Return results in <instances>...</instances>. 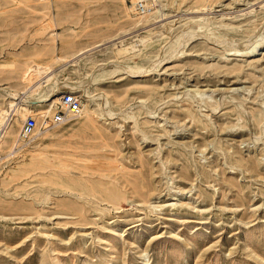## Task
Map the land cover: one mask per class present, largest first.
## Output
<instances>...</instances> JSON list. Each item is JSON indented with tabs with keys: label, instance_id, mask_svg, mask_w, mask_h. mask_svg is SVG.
Segmentation results:
<instances>
[{
	"label": "rangeland",
	"instance_id": "374dc122",
	"mask_svg": "<svg viewBox=\"0 0 264 264\" xmlns=\"http://www.w3.org/2000/svg\"><path fill=\"white\" fill-rule=\"evenodd\" d=\"M263 44L264 0H0V264H264Z\"/></svg>",
	"mask_w": 264,
	"mask_h": 264
},
{
	"label": "built area",
	"instance_id": "2783aa9c",
	"mask_svg": "<svg viewBox=\"0 0 264 264\" xmlns=\"http://www.w3.org/2000/svg\"><path fill=\"white\" fill-rule=\"evenodd\" d=\"M138 10L145 13L147 8L144 4L140 3L138 6ZM60 107H57V110L51 116L42 117L40 119V123H38L37 117L35 115H29L20 131V141L17 150L21 148L20 144H25L29 142L37 133V130L40 129H48L55 125H60L66 123L69 118L77 117L82 110V101L81 99L74 93H64L61 96V100L59 103Z\"/></svg>",
	"mask_w": 264,
	"mask_h": 264
},
{
	"label": "bare ground",
	"instance_id": "6f19581e",
	"mask_svg": "<svg viewBox=\"0 0 264 264\" xmlns=\"http://www.w3.org/2000/svg\"><path fill=\"white\" fill-rule=\"evenodd\" d=\"M138 6V5H137ZM147 8V7H146ZM135 9V8H134ZM137 9V8H136ZM146 13V12H145ZM145 18V17H144ZM141 22H143V20L141 21ZM191 35V34H190ZM141 42V40H136V41H134L133 43H131L129 46L132 48V49H134V50H136L137 49V47H138V44ZM264 45V44H263ZM248 51L246 52V53H244L243 54V58H252L254 55H255V52H256V47H250L249 49H247ZM241 55H238L237 57H240ZM109 63V62H108ZM111 63V62H110ZM112 64V63H111ZM111 64H109L110 66H111ZM109 65L108 64H103V65H100L99 66V68H98V70H100V71H103L104 69H106V68H108L109 67ZM115 65V64H114ZM116 66H118V65H116ZM120 68V67H119ZM122 68V67H121ZM144 73H146V71H138V74L136 75V76H134V78H141V77H143V75L142 74H144ZM148 73V72H147ZM47 75V74H46ZM146 75V74H145ZM48 76V75H47ZM48 78V77H47ZM45 79L46 81H44L45 83H48L49 81H50V79L48 78V79ZM42 79H44V78H42ZM42 82V81H41ZM87 82H89V80H86L85 81V83H87ZM41 84V83H40ZM81 84V83H80ZM44 85V84H43ZM74 85V88H75V90H77V88L79 89V88H81V86L82 85H84V84H82V85H79V84H73ZM41 86V85H40ZM39 86V87H40ZM70 86V85H69ZM72 86V85H71ZM70 86V87H71ZM36 87V86H35ZM38 87V86H37ZM68 87V86H67ZM35 89H37V88H35ZM80 92V91H79ZM34 93V92H33ZM9 94V93H8ZM77 95V94H76ZM80 98V97H79ZM13 101H18V95L16 94V95H13ZM30 102V101H29ZM51 102V101H50ZM10 106H9V109H0V145L3 143V141H4V139L6 138V137H9L7 134H8V131H9V127H10V121H11V119H12V117H13V115L16 117L17 115H20L21 113H20V109H21V107L22 106H18V104H16V103H8ZM28 107V106H27ZM25 108V107H24ZM87 108V107H86ZM84 109V107L82 106V110ZM57 110V109H56ZM81 110V113L79 114V116L80 115H82V113H83V111ZM26 111H28L29 112V109L27 108L26 109ZM49 112V111H48ZM22 114H23V112H22ZM22 117L23 118H25V115H22ZM21 117V118H22ZM22 118V119H23ZM82 118H83V116H82ZM15 119V118H14ZM13 120V119H12ZM37 131H39V130H37ZM11 132V131H10ZM11 137V136H10ZM20 141V140H19ZM19 141H18V145H19ZM24 144V143H23ZM23 144H20V145H23ZM17 145V146H18ZM10 154H12V156H13V154L14 153H10Z\"/></svg>",
	"mask_w": 264,
	"mask_h": 264
}]
</instances>
